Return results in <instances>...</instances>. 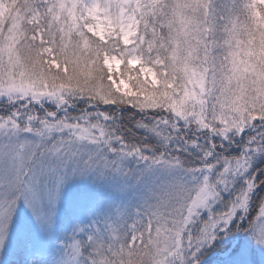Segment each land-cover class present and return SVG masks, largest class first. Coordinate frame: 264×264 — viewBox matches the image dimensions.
Listing matches in <instances>:
<instances>
[{"label": "snow or ice", "instance_id": "1", "mask_svg": "<svg viewBox=\"0 0 264 264\" xmlns=\"http://www.w3.org/2000/svg\"><path fill=\"white\" fill-rule=\"evenodd\" d=\"M0 264H264V0H0Z\"/></svg>", "mask_w": 264, "mask_h": 264}]
</instances>
